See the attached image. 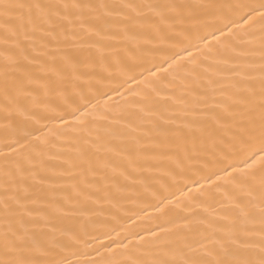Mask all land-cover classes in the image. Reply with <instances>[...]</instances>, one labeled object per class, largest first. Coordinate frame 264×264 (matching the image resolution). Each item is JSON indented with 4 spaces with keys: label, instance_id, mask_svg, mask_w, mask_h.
Instances as JSON below:
<instances>
[{
    "label": "snow or ice",
    "instance_id": "6c2138e0",
    "mask_svg": "<svg viewBox=\"0 0 264 264\" xmlns=\"http://www.w3.org/2000/svg\"><path fill=\"white\" fill-rule=\"evenodd\" d=\"M0 264H264V0H0Z\"/></svg>",
    "mask_w": 264,
    "mask_h": 264
}]
</instances>
